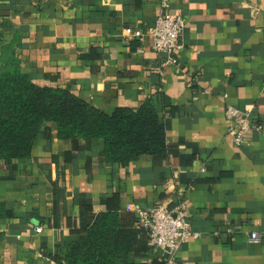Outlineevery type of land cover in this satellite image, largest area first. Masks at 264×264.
I'll return each mask as SVG.
<instances>
[{
	"label": "crops",
	"instance_id": "1",
	"mask_svg": "<svg viewBox=\"0 0 264 264\" xmlns=\"http://www.w3.org/2000/svg\"><path fill=\"white\" fill-rule=\"evenodd\" d=\"M160 9V0H0V56L12 43L36 83L107 112L151 99L169 151L111 161L104 137L62 138L45 122L28 158L0 162V264H59L98 213L131 221L137 208L172 207L180 194L199 236L176 264H264V139L237 145L225 115L230 102L264 121V0H170L187 20L176 63L153 47ZM128 27L144 35L130 38ZM129 262L165 264L149 240Z\"/></svg>",
	"mask_w": 264,
	"mask_h": 264
},
{
	"label": "trees",
	"instance_id": "2",
	"mask_svg": "<svg viewBox=\"0 0 264 264\" xmlns=\"http://www.w3.org/2000/svg\"><path fill=\"white\" fill-rule=\"evenodd\" d=\"M55 121L66 139L104 137L108 160L126 163L142 154L169 155L166 124L151 99L140 107L104 111L72 90L36 83L24 71L12 43L0 56V162L28 158L47 121ZM48 136L50 132L46 133ZM117 210L98 213L69 243L59 264H130L138 243L149 240L145 229ZM145 230V231H144ZM146 239V240H145Z\"/></svg>",
	"mask_w": 264,
	"mask_h": 264
},
{
	"label": "built area",
	"instance_id": "3",
	"mask_svg": "<svg viewBox=\"0 0 264 264\" xmlns=\"http://www.w3.org/2000/svg\"><path fill=\"white\" fill-rule=\"evenodd\" d=\"M169 4L170 0H160L161 9L149 33L153 39V47L158 52L167 54L165 63H176L179 60L177 50L183 46L182 35L187 20L182 14H172L168 9ZM127 32L130 38L144 35L141 28L128 27ZM223 97L226 99L228 94L224 93ZM225 115L228 130L237 145L249 143L250 135L254 133L260 134L264 139V121L252 119L249 109L243 110L227 102ZM136 215L138 227L147 230L149 243L162 250L165 264H176L177 253L182 246L191 238L199 236V232L192 227L191 208L183 194L178 195L172 207L166 204L139 207L136 209ZM239 227V224H234L227 230L232 234ZM41 229L38 228L39 231ZM260 237L258 230L252 231L250 236L252 241H258Z\"/></svg>",
	"mask_w": 264,
	"mask_h": 264
}]
</instances>
